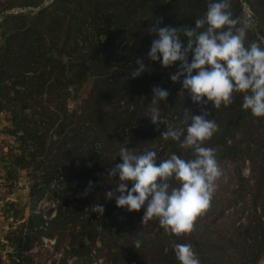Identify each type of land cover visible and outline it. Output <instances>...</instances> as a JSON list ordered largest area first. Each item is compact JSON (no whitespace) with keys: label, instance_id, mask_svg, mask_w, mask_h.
Listing matches in <instances>:
<instances>
[{"label":"trees","instance_id":"1","mask_svg":"<svg viewBox=\"0 0 264 264\" xmlns=\"http://www.w3.org/2000/svg\"><path fill=\"white\" fill-rule=\"evenodd\" d=\"M45 1L16 2L17 7L38 10L8 12L2 23L0 111L9 112L10 133L22 134V143L28 140L35 145L29 163L20 149L19 166L30 172L35 167L32 192L37 197L51 192L55 174L62 168L65 187L59 193L58 213L49 222V235L57 236L61 246L69 241L71 253L81 256H88L91 244L101 236L107 264H179L173 250L165 252L170 238L191 244L200 264H259L264 258V118L243 111L240 94L228 107L205 109L219 131L204 146L215 149L219 164L233 166L235 187L223 197L214 192L210 207L196 218L191 233L165 235L155 218L142 224L143 208L129 213L105 196L115 186L107 170L122 163L118 156L122 146L136 154L155 151L158 163L172 153L192 158L190 150L165 141L161 133L168 124L180 125L183 110L200 115L202 106L178 95L182 84L173 83L170 76L179 62L165 69L147 56L155 38L150 27L158 19H162L159 27L194 28L208 0H53L41 8ZM231 6L235 18L255 25L246 42L257 39V33L264 36V0H231ZM182 40L186 45L187 37ZM136 59L143 60L148 71L127 79L137 68ZM154 87L169 92L167 101L160 102L159 125L149 119V107L157 106L150 105ZM247 163L249 178L242 170ZM89 181L94 187L84 195ZM93 204L105 208L96 225L89 212ZM231 209L236 216L246 215L245 222L228 223L226 213ZM43 223L40 215L29 217L16 234L14 253L20 257L32 250L42 234L35 229ZM92 263L89 258L86 264Z\"/></svg>","mask_w":264,"mask_h":264},{"label":"clouds","instance_id":"2","mask_svg":"<svg viewBox=\"0 0 264 264\" xmlns=\"http://www.w3.org/2000/svg\"><path fill=\"white\" fill-rule=\"evenodd\" d=\"M231 7V0H208L194 28L159 27L162 19L150 27L155 38L147 58L165 69L179 62V68L170 76L173 83L182 84L178 95H186L194 105L202 106L200 115L183 110L180 125L168 124L161 133L165 141L170 139L180 149L190 150L192 158L172 153L169 158H159L158 163L155 151L145 149L136 154L122 146L118 155L122 163L107 170L115 186L105 193L106 199H115L117 208L129 213L143 208L142 224L155 218L170 237L193 231L194 221L210 207L216 181L223 175L215 149L204 146L219 131L205 109L209 105L215 109L228 107L240 94L242 110L254 118H264V36L257 33V39L246 42L255 25L248 19L235 18ZM182 37H187L186 45ZM135 64L137 68L128 73L127 79L148 71L143 60L136 59ZM152 91L150 105L157 106L149 107V119L159 125L160 102L167 101L169 92L160 87ZM93 187L89 181L84 195L90 194ZM92 210L103 216L105 208L93 204ZM140 243L137 240L135 247L139 248ZM172 249L179 264H200L191 244L174 243Z\"/></svg>","mask_w":264,"mask_h":264},{"label":"rangeland","instance_id":"3","mask_svg":"<svg viewBox=\"0 0 264 264\" xmlns=\"http://www.w3.org/2000/svg\"><path fill=\"white\" fill-rule=\"evenodd\" d=\"M29 0H0V44L2 42V23L5 20L8 12L14 13L18 10L27 9L28 12L37 11L38 8L32 6L17 7L16 2H28ZM51 0H46L43 5L50 4ZM12 5L11 8L6 9L8 5ZM21 4V3H19ZM18 4V5H19ZM42 5V6H43ZM246 7V14H249V9ZM12 81L8 83L12 86ZM85 94V90L82 91ZM75 103H70V108L73 109ZM11 109L13 107L9 106ZM27 115L29 111H25ZM10 115L7 111H0V264H26L31 261V264H86L90 258L93 262L92 264H107L108 257L106 252L103 251V243L101 236L95 239V245L91 244V251L86 255H75L70 248L69 241L65 244L59 245L57 236H50V223L49 227L43 223L35 231H40L42 234L39 238L34 241V246L32 250L25 255L14 253L16 245V234L21 231L23 226H26L29 217L32 214L40 215L49 221L55 214L58 213L59 206L61 205V198L59 193L65 187V179L61 180L63 176L61 169L55 174L53 182L50 186L49 191L42 197H37L32 192V185L34 181L32 179L34 172L33 167L31 172L29 170H23L20 168V157L22 151L25 150V156L27 157L26 163H29L30 156L35 152V145L28 141L22 143L19 137L22 134L14 135L10 133L13 129L10 122ZM20 140V141H19ZM22 151H21V150ZM101 147L98 146L97 152L100 153ZM23 155V154H22ZM222 169V177L216 181L215 193H218L221 197L229 195L234 187V170L230 163L219 164ZM243 175L249 178L250 171L248 163L244 166ZM35 175V174H34ZM55 180H58V186L52 187ZM56 191L57 194H54ZM89 211V210H88ZM85 211L86 213L88 212ZM90 213L93 210L90 209ZM92 215V225H96L99 220V215L93 213ZM228 223L231 221L237 222V226L240 223H244L246 215L236 216V211L231 209L226 213ZM225 216V217H226ZM90 218V216H88ZM91 219V218H90ZM223 220V219H222ZM50 222V221H49ZM71 223L66 226V231L70 229ZM101 229H99L100 231ZM155 229V233L157 232ZM53 233L57 234L54 231ZM99 242V245L97 244ZM175 241L170 238L167 240L165 245V252L172 251V245ZM84 253V250H80ZM72 255H71V254ZM16 254L15 258H12ZM259 264H264V258L261 259Z\"/></svg>","mask_w":264,"mask_h":264},{"label":"built area","instance_id":"4","mask_svg":"<svg viewBox=\"0 0 264 264\" xmlns=\"http://www.w3.org/2000/svg\"><path fill=\"white\" fill-rule=\"evenodd\" d=\"M28 10L27 9H24V10H18V11H15V14H19V13H24V12H27ZM10 13V12H9ZM11 14H14V13H11ZM61 180H64L63 177L60 178ZM58 184V180H55L52 187H55L56 185ZM58 186V185H57ZM57 215V212H55L54 216L49 220L51 221L52 219L55 218V216ZM45 221V219H44ZM49 221H45V225L48 226L49 225ZM96 242V241H95ZM97 244L99 245V242H97Z\"/></svg>","mask_w":264,"mask_h":264},{"label":"water","instance_id":"5","mask_svg":"<svg viewBox=\"0 0 264 264\" xmlns=\"http://www.w3.org/2000/svg\"><path fill=\"white\" fill-rule=\"evenodd\" d=\"M53 0H51V2H52ZM45 6H47V4L46 5H43L41 8H43V7H45Z\"/></svg>","mask_w":264,"mask_h":264}]
</instances>
